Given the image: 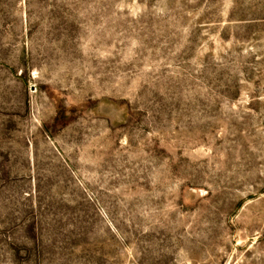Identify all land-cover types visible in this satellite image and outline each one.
I'll list each match as a JSON object with an SVG mask.
<instances>
[{"label":"rangeland","instance_id":"374dc122","mask_svg":"<svg viewBox=\"0 0 264 264\" xmlns=\"http://www.w3.org/2000/svg\"><path fill=\"white\" fill-rule=\"evenodd\" d=\"M0 264H264V0H0Z\"/></svg>","mask_w":264,"mask_h":264}]
</instances>
